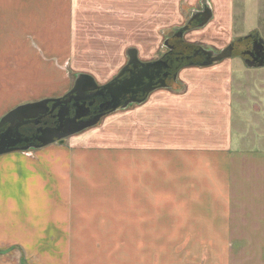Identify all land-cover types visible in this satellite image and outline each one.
Wrapping results in <instances>:
<instances>
[{"label":"crops","instance_id":"0c3cea01","mask_svg":"<svg viewBox=\"0 0 264 264\" xmlns=\"http://www.w3.org/2000/svg\"><path fill=\"white\" fill-rule=\"evenodd\" d=\"M136 1L0 0V119L69 90L79 15L93 8L113 17ZM147 100L63 144L0 155V250L11 248L0 264H16L17 244L42 264L262 263L247 248L264 245L262 195L246 185L264 182V152L229 140V113L214 104L204 111L199 125H213L216 141L199 147L158 145L147 136L117 144L86 133L115 116L142 115L136 124L148 112L174 117L171 105L165 114ZM237 246L245 248L238 253Z\"/></svg>","mask_w":264,"mask_h":264},{"label":"rangeland","instance_id":"374dc122","mask_svg":"<svg viewBox=\"0 0 264 264\" xmlns=\"http://www.w3.org/2000/svg\"><path fill=\"white\" fill-rule=\"evenodd\" d=\"M136 3L132 7L123 4L121 14L113 17H103L99 9L93 8L78 16L69 89L79 73L91 74L100 83L108 80L126 62L130 48H136L144 61L162 56L168 51L165 41L181 42L174 36L175 32L200 10L210 9L212 18L203 27L193 25L184 34L183 41L191 46L199 45L220 52L254 31L264 39V0H137ZM186 67H181L177 80L172 81L168 89L155 91L147 100L153 108L162 110L171 105L174 114L171 116L174 117L169 119L170 122L162 113L148 112L143 114V122L136 124L134 120L142 115L128 116L129 109L134 105L119 111L128 112L127 116L110 118L103 129L86 133L105 135L107 138L104 140L117 144L143 140L147 136L148 141L158 145H173L175 142L198 147L211 145L212 141H216L209 134L213 125L208 119L207 123L211 126L201 127L199 121L200 118L205 120L203 116L208 114L204 111L209 112L214 104L219 112L231 115L230 132L233 136L230 141L245 148L248 153L264 152V66L251 67L244 62L240 52H236L231 58L209 66ZM67 91L57 92L64 95ZM183 105L193 109L189 111L192 115L176 116ZM163 111L165 114L168 112ZM224 140L228 141L226 137ZM31 150L35 149L27 151ZM246 188L250 193L262 195L259 205L264 209V182H253L251 187L247 184ZM13 248L20 251L18 260L14 256L16 264H42L37 255H31L24 245L17 244ZM243 248L237 246L235 250L240 253ZM247 248L250 254L260 255L261 264H264V245ZM10 249L0 250V253H7ZM154 249L159 250V247ZM53 261L50 263L47 260L45 264H60L58 259Z\"/></svg>","mask_w":264,"mask_h":264},{"label":"flooded vegetation","instance_id":"af4514ba","mask_svg":"<svg viewBox=\"0 0 264 264\" xmlns=\"http://www.w3.org/2000/svg\"><path fill=\"white\" fill-rule=\"evenodd\" d=\"M206 11L207 10L204 9L203 11L200 10L194 14L193 21L189 25L190 28H192L193 25L196 26L202 24L205 18L204 12ZM188 32L189 30L186 33ZM176 39L181 42H169V44L173 47L171 49L168 47V51L165 52L162 56L154 60H142L146 63L159 60V63L156 67H149V70L147 71V75L149 76V78L145 77L141 83H135L133 85L126 84V82H129L128 80H130L131 78H136L138 72L142 69V66L140 65H138V67L135 69L132 65H130L126 68L124 74L118 80H116L110 88H107L106 90H103L101 92H99L98 90H90L87 92L81 102L77 103L74 100L69 102V105L71 107L70 117L75 116L77 112H82V114H86V116L83 117V120L90 121L96 116H101V121L103 118L112 113L123 111L129 109L134 105L141 104L137 101L143 99L146 96L145 91H148V89L155 88L149 94L147 99L155 91H158L160 89H168L171 86V82L177 80L182 66L187 65L188 67H190L202 65V63H204L208 59V56L205 53L206 48H203L199 45L197 47L191 46L183 41V38ZM232 45L233 55L236 52H240L242 59L247 65L251 67L264 66V39L261 37L259 32H249L244 35L239 42H235ZM127 62L128 59L120 67L118 72L113 74L105 82L100 83L97 81L99 85L103 86L110 83L114 79V77L121 71V69L127 65ZM161 85L164 86L161 87ZM73 86L74 82L72 87ZM72 87L68 91H70ZM72 104L76 105L73 107ZM78 105H80V107H78ZM57 112L58 109L54 110V112L48 111L47 115L41 118L40 123L37 125L29 123L21 126L19 128L21 138L25 139L26 141L19 143L18 147L25 145H38V137L41 135V133L38 131L39 128L56 127L60 124L58 118L56 117ZM7 127L8 124L3 126L0 129V132L5 130Z\"/></svg>","mask_w":264,"mask_h":264},{"label":"water","instance_id":"95a60500","mask_svg":"<svg viewBox=\"0 0 264 264\" xmlns=\"http://www.w3.org/2000/svg\"><path fill=\"white\" fill-rule=\"evenodd\" d=\"M206 10L207 11L204 12L205 18L202 24L198 25L199 27H203L204 25H206L212 18V11L210 9ZM192 21L193 17L188 21L186 25L177 29L174 36L177 38H183L184 34L191 29L189 25ZM241 39L242 38H240L239 41ZM165 45L170 49L173 47L169 44L168 40L165 41ZM205 53L207 54L208 59L204 63H202V66H209L213 63L231 58L233 56V45H228L220 52H214L213 50L206 49ZM127 56V65L123 67L121 71L114 77V79L106 85H99L96 78L91 74L79 73L76 75L74 86L72 87V89L63 96L44 98L41 100L20 104L6 113L0 119V129L8 124V127L0 132V155L16 150L27 151L29 149H38L56 142L63 143L66 138L76 135L98 124L100 122L101 116H96L94 119L86 121L83 120V117H85L86 114L77 112L75 116L70 117L71 107L69 105V102H71L72 100L76 101L77 103L81 102L84 99V96L90 90H98L99 92H101L103 90H106L107 88H110L111 85L124 74L126 68L130 65H132L134 69L137 68L138 65H140L142 66V69L138 72L136 78H131L130 80H128L129 82H126V84L133 85L135 83H141L145 77L149 78V76L147 75L149 67H156L159 63V60L147 63L143 62L140 59L138 50L136 48L128 49ZM163 86L164 85H161V87ZM154 89H148V91H145L146 96L137 102H144ZM75 105L76 104H72L73 107ZM78 107H80V105H78ZM56 109H58L56 117L58 118L60 124L56 127L39 128L38 131L41 133V135L38 137V145H25L18 147L19 143L26 141L25 139L21 138L19 128L29 123H33L36 125L39 124L41 118L47 115L48 111L54 112V110Z\"/></svg>","mask_w":264,"mask_h":264}]
</instances>
